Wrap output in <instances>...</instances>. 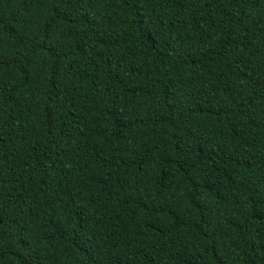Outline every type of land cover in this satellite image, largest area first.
Masks as SVG:
<instances>
[{"label": "trees", "instance_id": "16d2710c", "mask_svg": "<svg viewBox=\"0 0 264 264\" xmlns=\"http://www.w3.org/2000/svg\"><path fill=\"white\" fill-rule=\"evenodd\" d=\"M0 264H264V0H0Z\"/></svg>", "mask_w": 264, "mask_h": 264}]
</instances>
